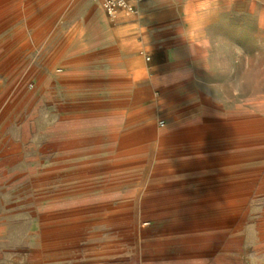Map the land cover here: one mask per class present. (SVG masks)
Wrapping results in <instances>:
<instances>
[{"label":"rangeland","instance_id":"rangeland-1","mask_svg":"<svg viewBox=\"0 0 264 264\" xmlns=\"http://www.w3.org/2000/svg\"><path fill=\"white\" fill-rule=\"evenodd\" d=\"M190 4L185 18L213 31L210 68L186 70L178 97H80L77 150L53 154L94 14L126 32L141 8L111 19L97 0H0V136L35 147L29 171L0 165V215L14 213L0 264H264V0Z\"/></svg>","mask_w":264,"mask_h":264},{"label":"crops","instance_id":"crops-1","mask_svg":"<svg viewBox=\"0 0 264 264\" xmlns=\"http://www.w3.org/2000/svg\"><path fill=\"white\" fill-rule=\"evenodd\" d=\"M193 1L195 0H141L137 3V9L141 8L142 12L137 19H123L129 28L126 32L108 30V20L97 10L93 18L97 31L87 35L81 50L74 52L70 58V72L73 73L75 69L80 71H75V75L71 76L68 97H57L68 105L69 112L68 120L56 127L58 136L56 138L53 135V154H73L77 150L76 106L80 97H84L88 105H93L102 103L109 97H144L158 86L163 89L165 97H178V87L183 85L186 70L210 68L208 59L213 54L211 47L215 43L213 31L198 29L196 15L188 20L185 18L184 12ZM147 50H150L153 57V68L160 70L155 77H147L144 73L142 56ZM151 55L147 57L150 60ZM85 114L81 116H87ZM118 122V119L113 120L112 124L115 123V126L111 133L121 132ZM99 123L100 125L92 126L99 128L102 136L109 133L104 131V120L101 119ZM80 125L87 128L89 123ZM1 137L6 141V151L0 153L4 155L0 159V165L6 167L1 172L10 173L18 165L29 166L28 152L35 147H29L28 138L14 148L15 146L10 147L8 135L2 134ZM13 150L18 151L13 154ZM33 163L34 161L31 164ZM26 170L29 171V168ZM4 174L1 173V177L4 178ZM8 204L2 195L0 205L6 207ZM8 208H12V205ZM12 215L14 213L11 210L10 213L0 215V245L4 244L3 238L6 236L4 222L7 216ZM43 222L44 216H41L40 223ZM38 233H35L37 236L34 238L37 243L44 240V236Z\"/></svg>","mask_w":264,"mask_h":264},{"label":"built area","instance_id":"built-area-1","mask_svg":"<svg viewBox=\"0 0 264 264\" xmlns=\"http://www.w3.org/2000/svg\"><path fill=\"white\" fill-rule=\"evenodd\" d=\"M101 5L104 13L111 19H115L121 10L134 14L137 12V3L141 0H97ZM150 61V58L146 59ZM160 126L164 127L165 122H160Z\"/></svg>","mask_w":264,"mask_h":264},{"label":"bare ground","instance_id":"bare-ground-1","mask_svg":"<svg viewBox=\"0 0 264 264\" xmlns=\"http://www.w3.org/2000/svg\"><path fill=\"white\" fill-rule=\"evenodd\" d=\"M151 136H155L154 132L151 134ZM68 149V148H67Z\"/></svg>","mask_w":264,"mask_h":264}]
</instances>
